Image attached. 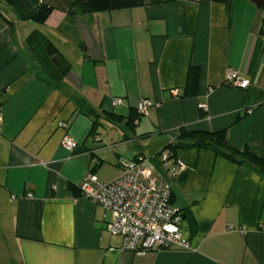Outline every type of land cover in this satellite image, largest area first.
I'll return each instance as SVG.
<instances>
[{
	"label": "crops",
	"instance_id": "1",
	"mask_svg": "<svg viewBox=\"0 0 264 264\" xmlns=\"http://www.w3.org/2000/svg\"><path fill=\"white\" fill-rule=\"evenodd\" d=\"M2 14L0 264H264V178L212 151L176 152L185 168L171 181L170 200L186 249H121L105 227L111 212L79 192L87 173L113 180L122 160L153 156L181 127L225 130L230 146L264 158L263 9L249 0L229 8L164 0L79 15L55 8L38 29L70 63L65 91L35 76L25 45L34 28L17 37L16 25L27 21ZM191 66L198 87L186 96ZM227 69L249 85L228 84ZM75 94L119 119L100 118L92 132ZM142 98L153 105L139 114ZM65 133L77 143L72 151L61 145Z\"/></svg>",
	"mask_w": 264,
	"mask_h": 264
},
{
	"label": "built area",
	"instance_id": "2",
	"mask_svg": "<svg viewBox=\"0 0 264 264\" xmlns=\"http://www.w3.org/2000/svg\"><path fill=\"white\" fill-rule=\"evenodd\" d=\"M225 79L239 88L250 83L232 69L226 70ZM118 103L119 99L113 101ZM152 105L150 99L142 98L135 109L144 114ZM61 145L72 151L77 143L65 133ZM158 158L160 171H156L150 156L138 155L135 160H122L120 174L113 180L99 181L87 173L79 186L83 197L111 212L105 227L111 235L121 237V249L136 254L170 247L188 248L180 231L182 214L170 201L171 181L185 164L180 158L172 159L165 150Z\"/></svg>",
	"mask_w": 264,
	"mask_h": 264
},
{
	"label": "trees",
	"instance_id": "3",
	"mask_svg": "<svg viewBox=\"0 0 264 264\" xmlns=\"http://www.w3.org/2000/svg\"><path fill=\"white\" fill-rule=\"evenodd\" d=\"M8 5L20 22L31 21L43 24L55 8H61L72 15L95 13L140 6L145 2H161L164 0H2ZM223 2L230 7V0H211ZM0 18H7L0 12ZM7 22H10L9 20ZM25 45L31 55L32 67L35 76L47 86L65 91L64 77L71 66L64 54L53 41L41 30L33 29L25 38ZM199 69L191 66L187 71L186 82L182 95L194 96L198 87ZM74 98L84 114L91 117L93 132L98 127L100 118L115 122L119 115L113 112L97 111L86 103L78 94L70 95ZM134 118H129L132 121ZM195 148L212 151L237 165H245L264 178V158L250 152L248 149H236L229 145L226 131L188 130L179 128L176 138L151 157L156 171H160L159 155L168 151L172 159L177 158L176 152L180 149ZM137 153L132 159L135 160ZM145 156V155H144ZM80 192V190H79ZM171 201V200H170ZM165 249V248H164Z\"/></svg>",
	"mask_w": 264,
	"mask_h": 264
},
{
	"label": "rangeland",
	"instance_id": "4",
	"mask_svg": "<svg viewBox=\"0 0 264 264\" xmlns=\"http://www.w3.org/2000/svg\"><path fill=\"white\" fill-rule=\"evenodd\" d=\"M0 11H2L5 15H7L8 17H12V21H15L14 19H16V16H15V13H13V11L11 10V8L8 6V5H5V3L0 0ZM28 23V24H27ZM33 27L34 29H38L40 26V24L38 23H34V22H31V21H27L26 24L24 23V25H22L21 28H19L18 25H16L15 27V31H16V34H17V37L20 36V31H26V30H29L30 27ZM32 31V30H31ZM29 30L28 34L31 32ZM148 155V154H147Z\"/></svg>",
	"mask_w": 264,
	"mask_h": 264
},
{
	"label": "water",
	"instance_id": "5",
	"mask_svg": "<svg viewBox=\"0 0 264 264\" xmlns=\"http://www.w3.org/2000/svg\"><path fill=\"white\" fill-rule=\"evenodd\" d=\"M249 1H251L254 5L264 10V0H249Z\"/></svg>",
	"mask_w": 264,
	"mask_h": 264
}]
</instances>
